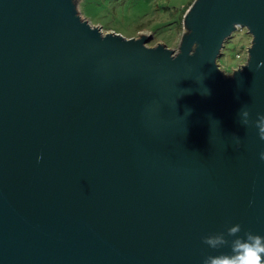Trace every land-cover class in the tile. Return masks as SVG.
<instances>
[{
    "label": "water",
    "instance_id": "water-1",
    "mask_svg": "<svg viewBox=\"0 0 264 264\" xmlns=\"http://www.w3.org/2000/svg\"><path fill=\"white\" fill-rule=\"evenodd\" d=\"M80 1L0 0V264H202L231 254L205 236H264V141L241 123L264 114V0H195L178 52Z\"/></svg>",
    "mask_w": 264,
    "mask_h": 264
},
{
    "label": "rangeland",
    "instance_id": "rangeland-1",
    "mask_svg": "<svg viewBox=\"0 0 264 264\" xmlns=\"http://www.w3.org/2000/svg\"><path fill=\"white\" fill-rule=\"evenodd\" d=\"M195 0H82L77 4L80 15L99 27L104 34L116 33L125 38L151 37L149 47L166 45L178 52L184 33L183 17ZM252 37L240 29L226 42L218 59L227 75L246 64Z\"/></svg>",
    "mask_w": 264,
    "mask_h": 264
},
{
    "label": "clouds",
    "instance_id": "clouds-1",
    "mask_svg": "<svg viewBox=\"0 0 264 264\" xmlns=\"http://www.w3.org/2000/svg\"><path fill=\"white\" fill-rule=\"evenodd\" d=\"M240 25H236L239 27ZM241 123L246 126L254 124L258 130V137L264 141V114H258L255 121L251 120V113L248 110H241ZM236 144H240V138L233 136ZM39 159H43L40 157ZM260 159L264 161V151L260 153ZM242 227L239 224L231 226L227 232H220L203 237L202 242L211 249H219L228 246L230 243L231 254L219 256H207L202 264H264V236L245 232L244 237H239ZM226 237H238L231 242Z\"/></svg>",
    "mask_w": 264,
    "mask_h": 264
}]
</instances>
